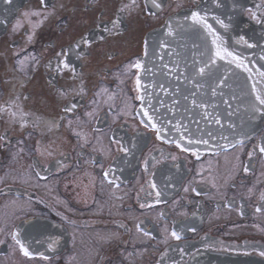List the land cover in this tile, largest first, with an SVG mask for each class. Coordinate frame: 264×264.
Segmentation results:
<instances>
[{"label": "flooded vegetation", "instance_id": "obj_1", "mask_svg": "<svg viewBox=\"0 0 264 264\" xmlns=\"http://www.w3.org/2000/svg\"><path fill=\"white\" fill-rule=\"evenodd\" d=\"M220 2L264 24V0L19 10L0 37V264L264 262V119L208 147L143 103L148 34Z\"/></svg>", "mask_w": 264, "mask_h": 264}, {"label": "water", "instance_id": "obj_2", "mask_svg": "<svg viewBox=\"0 0 264 264\" xmlns=\"http://www.w3.org/2000/svg\"><path fill=\"white\" fill-rule=\"evenodd\" d=\"M27 1L0 0V37ZM222 4L168 19L148 34L140 60L149 116L208 147L238 143L264 119L257 99L264 98V24L255 26ZM195 12L202 23L193 21ZM215 37L220 39L214 44ZM217 44L232 56L217 57Z\"/></svg>", "mask_w": 264, "mask_h": 264}, {"label": "snow or ice", "instance_id": "obj_3", "mask_svg": "<svg viewBox=\"0 0 264 264\" xmlns=\"http://www.w3.org/2000/svg\"><path fill=\"white\" fill-rule=\"evenodd\" d=\"M152 4L155 6V5H156V0H152ZM192 19H193V21H195L196 23H202V22H203V18L200 17V14H199L198 12L193 13V15H192ZM205 26L209 28V31H211V27H210V26H208V25H206V24H205ZM219 39H220L219 37H215L214 40H213V43L215 44V43L217 42V40H219ZM215 55H216L217 57H220L221 59H223V58H225V57H230V56H232V53L229 52L227 49H221V47L219 46V44H217V50H216ZM233 59L235 60L236 58L233 57ZM261 75L264 76V73H261ZM257 99L260 101V104H261V105H264V98H261V97L258 96ZM261 151H264V148H262ZM173 235L175 236L176 234L173 233ZM178 238H179V237H177V239H178ZM18 243H19V241H18ZM21 247L23 248V245H21ZM24 254H25V255H28V254H29L28 251H27L26 249H24Z\"/></svg>", "mask_w": 264, "mask_h": 264}]
</instances>
